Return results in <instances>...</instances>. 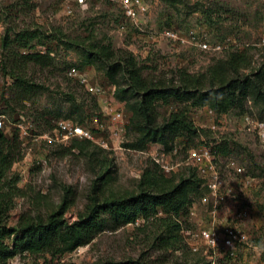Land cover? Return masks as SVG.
<instances>
[{
  "label": "rangeland",
  "instance_id": "rangeland-1",
  "mask_svg": "<svg viewBox=\"0 0 264 264\" xmlns=\"http://www.w3.org/2000/svg\"><path fill=\"white\" fill-rule=\"evenodd\" d=\"M144 1L149 11L135 29L107 0L91 1L72 15L66 13L62 0H0V118L5 134L17 136L20 148L0 179V224L15 227L27 218L46 220L62 210L65 219L74 220L95 198L102 202L145 189L174 190L197 172L188 163V151L206 145L218 156L232 189L229 200L234 207L227 215L223 209L221 216L229 223L238 222L248 234V241L238 246L236 260L264 264V147L244 120L250 115L264 122V102L250 97L242 110L211 114L208 106L192 108L173 98L158 100L154 108L160 123L185 109L199 135L179 137L170 150L154 143L136 150L130 148L136 135L127 130L135 99L118 97L120 89L131 84L119 70L118 85L108 76L110 64L130 58L142 78L154 85L181 87L189 76L194 80L191 84L200 81L210 89L229 76L227 63L238 58L241 74H255L264 69V0ZM165 30L187 41L194 37L207 43L209 50L191 42L174 43L160 36ZM31 52H45L50 60L45 66L36 65L23 58ZM88 54H101L103 60L94 58L86 64ZM73 67L83 70L104 93L92 94L71 79L67 74ZM108 108L123 110L128 120L120 140L110 137ZM59 119L94 132L104 122L100 138L108 147L53 141ZM20 125L28 135L22 134ZM153 158L174 169L165 172ZM230 161L255 178L254 189L240 187L241 177L228 167ZM207 193V188L189 187L170 206L150 209L147 216L139 214L128 224L116 225L102 214L103 225L92 240L64 254L32 252L24 244L16 246L11 237L6 244L15 255L6 264H211L205 249H191L192 233L212 223L209 207L202 203ZM181 202L186 203L177 207ZM241 210L248 216L240 221L236 215ZM225 263L226 258L218 256L216 264Z\"/></svg>",
  "mask_w": 264,
  "mask_h": 264
},
{
  "label": "trees",
  "instance_id": "trees-1",
  "mask_svg": "<svg viewBox=\"0 0 264 264\" xmlns=\"http://www.w3.org/2000/svg\"><path fill=\"white\" fill-rule=\"evenodd\" d=\"M88 55L86 64L91 63L94 58L103 60L101 54ZM23 58L40 66L47 65L50 60L48 55L40 53ZM227 64L229 76L225 78L223 75L221 84L210 89H205L200 81L191 84L194 80L189 76H185L187 80H183L181 87L168 86L163 82L149 84L142 78L141 71L132 58L110 64L112 72L108 76L113 83L118 85L115 75L119 70L131 84L129 89H120L118 97L123 101L135 99L134 104L130 105L132 117L127 126L128 134L136 135L130 148L144 150L154 143L170 150L179 137L194 138L199 135L200 129L190 120L188 110L185 109L172 112L167 120L160 123L154 108L158 100L173 98L180 104L189 103L192 108L208 106L217 113H226L232 108L242 110L250 97L264 102V69L246 76L240 72L242 62L239 58L232 59ZM221 69L226 70L224 67ZM11 75L15 76L13 72ZM83 143L93 144L90 141H73V144ZM18 144L17 136L9 138L4 129H0V179L5 169L17 159L20 152ZM195 173L192 180H183L174 190L153 192L145 189L127 198L106 199L102 202L95 198L87 211L74 220L65 219V211L62 210L46 220L27 218L20 220L15 227L0 224V264H6L15 255L14 250H10L6 244L11 237H14L16 246L24 244L32 252H71L92 240L94 233L103 225L102 214L109 215L116 225L128 224L139 214L147 216L150 209L156 211L158 206H170L178 195L184 196L189 187L193 190L206 188L203 179ZM185 203L181 202L177 207Z\"/></svg>",
  "mask_w": 264,
  "mask_h": 264
},
{
  "label": "built area",
  "instance_id": "built-area-1",
  "mask_svg": "<svg viewBox=\"0 0 264 264\" xmlns=\"http://www.w3.org/2000/svg\"><path fill=\"white\" fill-rule=\"evenodd\" d=\"M94 0H62L67 14L72 15L75 8L81 7ZM122 11L125 19L131 23L132 28H139L140 18L145 16L149 7L144 0H107ZM174 43L191 42L201 50H209L207 43L197 41L192 37L193 41L182 38L179 34L172 30H165L160 34ZM35 53V52H31ZM44 54L45 52H36ZM71 79H75L86 87L92 94L101 95L104 89L91 84L88 75L78 68H71L67 74ZM211 114L213 110L209 111ZM109 122L113 125L111 129V139L120 140L124 134L128 124L125 113L120 109H109L105 111ZM246 129L255 133L264 147V122L254 120L250 115L244 116ZM3 120L0 118V129H3ZM104 122L100 124L97 132L87 128L84 125L73 122L70 119H59L55 122V133L53 141L59 143H67L70 141H90L93 144L107 148L109 143L100 138L101 132L104 130ZM215 129V126H212ZM22 134L28 135L27 130L20 125ZM47 137V136H46ZM167 173H171L174 168L164 164L157 158H153ZM188 163H190L199 177L204 181V185L208 190L207 195L202 198V203L209 207L212 223L209 227L202 228L199 232L192 233L193 243L191 249L198 252L205 249V254L209 258L211 264H216L218 256L222 255L226 258L225 264H246L237 261L238 246L248 241V234L237 222L229 223L228 220L221 216L227 201L232 196V189L228 187L225 178L218 165V156L214 151L206 145H199L188 151ZM228 167L235 170L241 177L239 185L245 188L254 189L256 180L253 177L246 176L242 166H238L235 161H230ZM248 216L245 210L238 211L236 219L244 220Z\"/></svg>",
  "mask_w": 264,
  "mask_h": 264
},
{
  "label": "crops",
  "instance_id": "crops-1",
  "mask_svg": "<svg viewBox=\"0 0 264 264\" xmlns=\"http://www.w3.org/2000/svg\"><path fill=\"white\" fill-rule=\"evenodd\" d=\"M233 207V203L229 200V202L225 205L224 215H227Z\"/></svg>",
  "mask_w": 264,
  "mask_h": 264
}]
</instances>
